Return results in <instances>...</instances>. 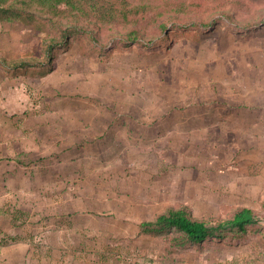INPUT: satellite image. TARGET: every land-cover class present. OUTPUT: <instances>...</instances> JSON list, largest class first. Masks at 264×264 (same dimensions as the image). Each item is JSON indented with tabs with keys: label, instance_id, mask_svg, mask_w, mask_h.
I'll return each instance as SVG.
<instances>
[{
	"label": "rangeland",
	"instance_id": "obj_1",
	"mask_svg": "<svg viewBox=\"0 0 264 264\" xmlns=\"http://www.w3.org/2000/svg\"><path fill=\"white\" fill-rule=\"evenodd\" d=\"M10 3L0 264H264V226L140 230L181 207L264 219V0Z\"/></svg>",
	"mask_w": 264,
	"mask_h": 264
},
{
	"label": "trees",
	"instance_id": "obj_2",
	"mask_svg": "<svg viewBox=\"0 0 264 264\" xmlns=\"http://www.w3.org/2000/svg\"><path fill=\"white\" fill-rule=\"evenodd\" d=\"M11 0H0V21L20 19L21 14L13 11ZM15 1V0H13ZM22 4L29 6L33 2L46 6L51 1H64L71 3L72 0H20ZM255 225L264 226V219L246 207L237 208L231 219L223 221H203L193 219L185 208L169 209L155 220L140 224L143 235L160 236L169 231L179 234L175 246L200 245L209 237H220L228 232H240ZM173 241V240H172ZM7 238H0V247L7 245Z\"/></svg>",
	"mask_w": 264,
	"mask_h": 264
},
{
	"label": "crops",
	"instance_id": "obj_3",
	"mask_svg": "<svg viewBox=\"0 0 264 264\" xmlns=\"http://www.w3.org/2000/svg\"><path fill=\"white\" fill-rule=\"evenodd\" d=\"M13 215L9 212V210L8 209H4V208H2V207H0V217H10L11 219H10V222L12 221V225L14 226V227H18V226H16V225H14V223L16 222V220H15V217H12ZM4 233V232H3ZM11 240V239H10ZM10 243L8 244V245H5V246H2V247H0V259H1V256H2V254H3V250L4 249H6V248H8V247H10Z\"/></svg>",
	"mask_w": 264,
	"mask_h": 264
}]
</instances>
